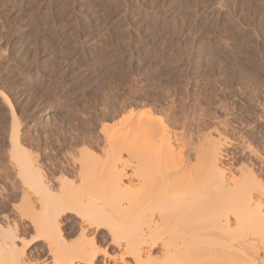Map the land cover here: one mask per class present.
<instances>
[{"label": "rangeland", "instance_id": "374dc122", "mask_svg": "<svg viewBox=\"0 0 264 264\" xmlns=\"http://www.w3.org/2000/svg\"><path fill=\"white\" fill-rule=\"evenodd\" d=\"M0 59L20 147L50 185H75L111 135L140 124L128 113L149 111L184 146L225 142L228 173L250 172L264 188V0H0ZM2 107L0 223L11 226L21 182ZM79 222L62 218L63 245L93 238V264H120L106 230ZM17 224L23 263L58 264L26 220Z\"/></svg>", "mask_w": 264, "mask_h": 264}, {"label": "bare ground", "instance_id": "6f19581e", "mask_svg": "<svg viewBox=\"0 0 264 264\" xmlns=\"http://www.w3.org/2000/svg\"><path fill=\"white\" fill-rule=\"evenodd\" d=\"M8 99L0 91L11 122L10 164L21 182L20 207L12 208L17 222L26 220L36 240L57 252L58 264H93L96 255L93 238L72 251L63 245L67 215L87 230H106L122 264H264V188L250 172L228 173L225 142L206 138L185 148L149 111L129 112L128 119L141 120L134 131L119 141L108 137L103 157L80 165L75 185L65 178L50 185L20 147ZM17 222L0 223V264H25Z\"/></svg>", "mask_w": 264, "mask_h": 264}]
</instances>
